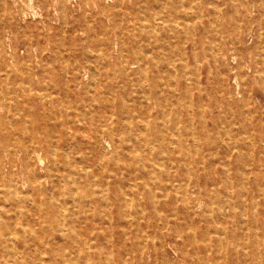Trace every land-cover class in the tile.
I'll return each instance as SVG.
<instances>
[{"label":"rangeland","instance_id":"374dc122","mask_svg":"<svg viewBox=\"0 0 264 264\" xmlns=\"http://www.w3.org/2000/svg\"><path fill=\"white\" fill-rule=\"evenodd\" d=\"M172 1L0 0V264H264V0H217L213 36L158 32L160 66L136 63L150 41L134 13ZM125 107L139 118L118 121ZM159 131L181 154H161ZM30 134L34 176L17 142L38 147Z\"/></svg>","mask_w":264,"mask_h":264},{"label":"bare ground","instance_id":"6f19581e","mask_svg":"<svg viewBox=\"0 0 264 264\" xmlns=\"http://www.w3.org/2000/svg\"><path fill=\"white\" fill-rule=\"evenodd\" d=\"M166 1V0H165ZM175 2H173V3H168V2H166L167 4H169V6L167 5V4H162L161 5V10L160 11H157V12H145V13H143L142 15H141V13L138 11V12H136V13H134V19L137 21V23H140V24H142V26L143 27H141V29H142V32L140 33V34H138L141 38L143 37V39L145 40H149L150 42H149V44H148V50H143V52H145L144 54L143 53H141V54H137V56H136V58H135V60H136V63H141V62H143V61H145V62H155V64L153 63V65L155 66V67H158V66H160V63L157 61V58H158V54L157 53H155L154 52V49L155 48H157V49H163L162 47H164L165 48V45L164 44H162L161 43V39L160 38H158V37H156V35H157V33L158 32H173L174 30H178V29H180L182 32H184V35H182L181 36V38L180 39H178L177 41H179V42H183V43H187V42H190V38H189V36H188V34L189 33H191L193 30L194 31H196V30H198V29H204V33H203V35L205 34V32L206 33H211V35L213 36V33L215 32V30H216V28H215V26H214V19H217L218 17H220V16H222V17H225V16H223V12L221 13V10H222V8L220 9V11H218V6H214V8L212 9L210 6L211 5H214V4H216V2H217V0H174ZM230 2L234 5V6H238L237 5V2H236V0H230ZM226 4V1H224V2H222V3H218V5L219 6H221V5H225ZM242 4L243 5H245V3L244 2H242ZM170 5H171V7H170ZM173 6H175L176 8H174ZM237 12H238V10H236ZM132 12H135V11H132ZM222 14V15H221ZM166 15H168V16H170L171 18H172V20L171 21H168V22H165L164 20H162L163 18H164V16H166ZM173 19H176V20H173ZM162 20V21H161ZM165 23V24H164ZM223 25L225 26L226 25V22H225V20H224V23H223ZM224 26L223 27H221L220 29L222 30V29H224ZM240 28H241V26H240ZM135 37V36H134ZM155 37V38H154ZM136 38V37H135ZM152 38H154V39H152ZM151 40H152V42H151ZM202 41H204V38L203 39H200V42H202ZM191 42H192V44L194 45V47H196V48H198V46H200L202 43H200L199 41H197V38L196 37H194V36H192V39H191ZM137 42L135 41V43L134 44H136ZM91 51V50H90ZM142 51V50H141ZM150 52V53H149ZM135 53V52H134ZM184 58V57H183ZM240 61V60H239ZM157 62V63H156ZM166 62V61H165ZM124 63V62H123ZM264 63V62H263ZM125 64V63H124ZM170 65V64H169ZM168 65V63L166 64V66H167V68H172L171 66H169ZM163 66H165V65H163ZM8 68V67H7ZM175 68V67H174ZM169 70V69H168ZM175 70H176V68H175ZM148 72V71H147ZM187 73V72H186ZM159 74H161L159 77H161V76H164V74H163V72H159ZM176 74V73H175ZM174 74V75H175ZM190 74V73H189ZM188 76V75H187ZM179 77V76H178ZM185 77V76H184ZM183 77V78H184ZM263 77V76H262ZM146 78H148V76L146 77ZM154 78H156V77H154ZM152 79V78H151ZM187 79V78H186ZM147 80V79H146ZM157 80V79H156ZM148 81V80H147ZM174 83V82H173ZM176 84V83H175ZM146 90H148L147 89V87H146ZM165 91H166V89H165ZM142 93H143V91H142ZM150 93V92H149ZM158 93V92H157ZM180 93V92H179ZM104 95H105V93H104ZM177 95H178V93H177ZM143 96H144V94H143ZM186 100V99H185ZM148 101V100H147ZM186 107L187 108H189L190 107V105L189 104H186ZM124 112H122V113H126V115H122V116H119L120 114L119 113H117L116 111H113V116L115 115V116H117V119H118V121H122L123 119L122 118H124V117H127V118H132V117H138L137 115L138 114H136V112H130L129 110H128V108L127 107H125L124 108ZM162 113V112H161ZM248 116V115H247ZM152 117V116H151ZM139 118V117H138ZM158 119H159V117H158ZM84 120V119H83ZM78 121H80L79 119H78ZM79 123V122H78ZM180 123V122H179ZM146 124V123H145ZM163 125H164V127H165V124H166V122L165 123H162ZM191 124V123H190ZM144 125V124H143ZM180 125H181V123H180ZM146 126V125H145ZM162 126V125H161ZM177 127V126H176ZM179 127V126H178ZM160 128V127H159ZM192 128V127H191ZM102 129V128H101ZM140 129V128H139ZM161 129V128H160ZM172 129V128H171ZM168 130V129H167ZM175 131H176V129H174ZM178 130V129H177ZM150 131V130H149ZM161 131V130H160ZM159 131V132H160ZM169 131V130H168ZM174 131V133H176ZM193 131V130H192ZM99 132V133H98ZM172 134H173V132H172ZM172 134H170V135H172ZM180 134H181V132H180ZM103 135H108L110 138H113L114 139V132L113 131H111L109 128H103V130H101V131H96L95 132V137L96 138H99V139H103ZM134 135V134H133ZM140 135V134H139ZM148 135V134H147ZM174 135V134H173ZM177 136V135H176ZM191 136V135H190ZM228 136V135H227ZM134 137V136H133ZM152 137V136H151ZM166 137H167V135L165 136L162 132H160V139H161V141H159V143H161V146H160V148H161V151H162V153L161 154H163V156L164 157H167V159L168 158H171V154H181L180 153V151L178 150V149H176V147L175 148H171V144H173V143H171V142H169V140L168 139H166ZM175 137V136H174ZM200 137V136H199ZM224 137V136H223ZM28 139L30 140V141H32V143L33 144H35V145H37L38 147H34V148H32V149H30L29 147H26V145H25V142L24 141H17L18 143H19V145H18V147L20 148L19 150H21L22 152H23V160L26 162V166L28 167V170H29V172H28V174H29V176H30V174L31 175H33L32 173H31V171H30V169H29V160L30 159H32L33 158V156H32V154H38V153H40L41 151H44V148L42 147V146H39V145H41V143L39 142V140H37V138L35 137V135L33 134V135H29L28 136ZM134 139V138H133ZM151 139V138H150ZM193 139H194V137H193ZM196 139V138H195ZM200 139V138H199ZM115 140V139H114ZM188 140V139H187ZM186 140V141H187ZM155 141V140H154ZM158 141V140H157ZM113 143H114V145L116 146L115 147V150H118V147L119 146H117V143H118V141H112ZM143 142H145L146 143V145L147 144H149V142L148 141H143ZM156 142V141H155ZM182 142V141H181ZM37 143V144H36ZM141 143V142H140ZM176 144L178 143V141H176L175 142ZM187 143V142H186ZM153 144L154 143H152V146H153ZM156 146V145H155ZM154 146V147H155ZM196 146V145H195ZM139 147V146H138ZM146 147H148V146H146ZM150 147V146H149ZM152 148V147H151ZM183 148H184V146H183ZM183 148H182V150H183ZM144 149V148H143ZM153 149V148H152ZM195 149V148H194ZM200 150V149H199ZM128 151V150H127ZM67 152V151H66ZM50 153H53V155L55 154V152H50ZM68 153V152H67ZM152 156H150V157H148V158H150V160H149V164H153L155 167H156V164L158 163V162H156L157 161V159H158V151L157 150H155L154 152H153V150H152ZM196 154V153H195ZM67 156H69L68 154H67ZM244 156V155H243ZM131 157H132V155H131ZM178 157V159L180 158V156H177ZM187 158H188V156H186ZM204 157V156H203ZM68 158V157H67ZM134 158H139V159H136V160H138V162L139 161H144V160H147L148 158H143V157H134ZM132 159H133V157H132ZM131 158H129V161H128V164L127 165H125L126 167L125 168H130V171L132 170L133 171V166H134V164H132V160ZM172 159V158H171ZM76 160V159H75ZM69 164V163H68ZM68 164H67V166H68ZM180 164V163H179ZM147 165V164H146ZM55 166V165H54ZM80 166H81V164H80ZM139 166V165H138ZM172 166V165H171ZM230 166V165H229ZM176 167V166H175ZM3 168H2V165H0V171L2 170ZM48 169H50V168H48ZM88 169V168H87ZM85 170H86V168H85ZM84 170V171H85ZM192 170H194V169H192ZM51 171H52V169L51 170H49V178L52 176V174H50L51 173ZM88 171V170H87ZM151 172H154L152 169H151V171H150V173ZM133 173H134V171H133ZM139 173V172H138ZM142 173V177L143 178H146L145 179V181L144 182H142V184H144V186H146L147 184H162L163 183V181H159V180H157V179H154V177L153 176H150L149 177V179H147V171H142L141 172ZM178 175L177 176H174V177H171L172 176V174H170L169 172H168V176L170 177V178H168V181L170 182L169 184H173V182L176 180H178V176H180L181 174L180 173H177ZM243 174V173H242ZM34 176V175H33ZM42 177V176H41ZM176 177V178H175ZM27 179V181L29 180V178L27 177L26 178ZM41 179V178H40ZM43 179V178H42ZM139 180V179H138ZM248 180V179H247ZM26 181V182H27ZM79 182V181H78ZM222 182V181H221ZM241 182V181H240ZM176 183V182H175ZM223 183V182H222ZM19 184V183H18ZM168 183H166L165 184V187H167L168 185H169ZM188 184V183H187ZM30 186H31V188L32 189H35V188H37V187H40V185H37V184H34V183H31L30 184ZM107 187V186H106ZM9 188V187H8ZM108 188V187H107ZM237 188V187H236ZM240 188V187H239ZM105 189V188H104ZM11 190V189H10ZM58 192V191H57ZM56 192V193H57ZM247 192V191H246ZM11 193V192H10ZM94 193V192H93ZM92 193V194H93ZM11 194H13V193H11ZM21 194V193H20ZM91 193L89 194V195H87V196H85V197H83V198H81L80 200H81V202H83V204H84V206H87V205H90V204H92L93 202H94V200H95V198H94V195H92ZM22 195V194H21ZM65 195H66V193H65ZM96 195V194H95ZM141 195V194H140ZM216 195V194H215ZM241 195H242V193H241ZM260 195V194H259ZM98 196V195H97ZM141 196H143V195H141ZM140 196V197H141ZM72 197H73V195H72ZM126 197H128V196H126ZM55 198V197H54ZM53 198V199H54ZM77 198V197H76ZM155 198V196L153 197V199ZM246 198V197H245ZM7 200H8V202L10 203V204H19V203H21L22 201H23V199H22V197H19V196H16V194H15V197L13 196V197H11V196H8L7 197ZM73 200V199H72ZM242 200H243V198H242ZM59 201V200H58ZM234 201V200H233ZM232 201V202H233ZM57 203V202H56ZM242 203H243V201H242ZM253 203V202H252ZM43 204V203H42ZM71 204V203H70ZM154 204H155V202H154ZM235 204V203H234ZM69 205V204H68ZM104 205V204H103ZM219 205V204H218ZM245 206V205H244ZM41 207V206H40ZM110 207V206H109ZM224 206H221V208H220V210L222 211V208H223ZM233 207V206H232ZM239 207V206H238ZM238 207L236 208L237 210H238ZM74 208V207H73ZM75 208H77V207H75ZM82 208H84V207H82ZM122 208V207H121ZM63 209V211H64V208H62ZM191 209V208H190ZM248 209V208H247ZM253 209H255L254 207H253ZM252 209V210H253ZM20 210H21V207H20ZM137 210V209H136ZM224 210V209H223ZM84 211V210H83ZM1 212V211H0ZM138 213V212H137ZM242 213V212H241ZM247 213V212H246ZM253 213H254V211H253ZM255 213H257V212H255ZM16 214H20V215H15V216H17V217H19V216H21V211H19L18 209L16 210ZM211 214V213H210ZM214 214V213H213ZM212 215V214H211ZM244 215V214H243ZM224 216V215H223ZM246 217H247V215H245ZM131 217V216H130ZM214 217V216H213ZM231 217V216H230ZM89 217H86V219H88ZM243 218V217H242ZM255 218V217H254ZM60 219H61V215H59V222H60ZM64 219V218H63ZM71 219V218H70ZM214 219V218H213ZM218 219V218H217ZM233 219H234V217H233ZM65 220V219H64ZM63 220V221H64ZM243 220V219H242ZM247 220V219H246ZM248 221V220H247ZM73 222V221H72ZM235 222V221H234ZM18 223H20V222H18ZM242 223V222H241ZM59 224V223H58ZM72 224H74V222L72 223ZM232 224V223H231ZM61 225H62V230L63 231H67V233L69 232V230L67 229V220H65L63 223H61ZM237 226V225H236ZM52 227V226H51ZM224 227V226H223ZM242 227V226H241ZM60 228V227H59ZM233 228V227H232ZM239 228V227H238ZM248 228V227H247ZM250 229V228H249ZM248 229V230H249ZM25 230V229H24ZM70 230H71V228H70ZM259 230V229H258ZM75 231V230H74ZM25 232V231H24ZM72 232V231H71ZM76 232V231H75ZM136 232V231H135ZM216 232H219V230L218 231H216ZM222 232H223V230H222ZM256 232V231H255ZM74 233V232H73ZM76 234V233H75ZM215 234V233H214ZM222 234V233H221ZM77 235V234H76ZM226 235H227V233H226ZM243 235V234H242ZM248 235V234H247ZM207 236V235H206ZM248 237V236H247ZM53 238V237H52ZM148 237H146V239H147ZM195 238V237H194ZM243 238V237H242ZM225 239V238H224ZM240 239V238H239ZM248 239V238H247ZM246 239V240H247ZM147 242H148V240H146ZM227 241V240H226ZM206 242H208V241H206ZM258 242V241H257ZM143 243H144V241H143ZM209 243V242H208ZM225 244L224 245H226V242H224ZM219 245H220V243H219ZM206 246V245H205ZM207 246H209V245H207ZM240 246V245H239ZM7 248H9V246H7ZM226 248V247H225ZM13 250H15L14 248H12ZM11 251V252H14V251ZM219 251V250H218ZM7 252H8V250H7ZM132 252V251H131ZM207 252H209V251H207ZM220 252H221V250H220ZM10 253V250H9V252H8V254ZM226 253H227V251H226ZM108 255V254H107ZM260 255V254H259ZM45 256V255H44ZM45 257H47V256H45ZM199 259V261H200V263H205V264H239L240 262H245V263H248V260H254V258H252L249 254H247V253H245L244 252V255H242V257L240 256H238V260L235 262V263H231L230 261H228V259L227 258H222V257H220V256H212V255H208L207 257H205V259H200V258H198ZM251 260V261H252ZM42 263V262H41ZM254 263V262H253ZM67 264H70V263H67Z\"/></svg>","mask_w":264,"mask_h":264}]
</instances>
